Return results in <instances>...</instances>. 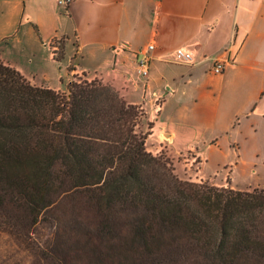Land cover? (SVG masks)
<instances>
[{
	"label": "trees",
	"instance_id": "16d2710c",
	"mask_svg": "<svg viewBox=\"0 0 264 264\" xmlns=\"http://www.w3.org/2000/svg\"><path fill=\"white\" fill-rule=\"evenodd\" d=\"M111 85L32 84L0 57V228L37 264H264V190L183 180Z\"/></svg>",
	"mask_w": 264,
	"mask_h": 264
},
{
	"label": "crops",
	"instance_id": "0c3cea01",
	"mask_svg": "<svg viewBox=\"0 0 264 264\" xmlns=\"http://www.w3.org/2000/svg\"><path fill=\"white\" fill-rule=\"evenodd\" d=\"M151 43L143 77L139 59ZM179 47L194 64L168 59ZM0 57L35 86L65 91L78 74L111 85L144 106L148 136L165 138L174 154L167 116L184 101L193 119L216 121L239 104L247 128L264 132V0H0ZM218 61L227 62L216 74Z\"/></svg>",
	"mask_w": 264,
	"mask_h": 264
},
{
	"label": "rangeland",
	"instance_id": "374dc122",
	"mask_svg": "<svg viewBox=\"0 0 264 264\" xmlns=\"http://www.w3.org/2000/svg\"><path fill=\"white\" fill-rule=\"evenodd\" d=\"M167 67L176 66L168 64ZM96 80L101 82L98 78L78 74L70 81ZM167 88L172 89L169 83L159 82L162 94L169 93ZM138 106L142 110L139 130L149 133L152 123L144 122L145 108L142 104ZM179 106L181 111L167 116L168 129H174L178 135L176 148H173L175 154L165 138L149 135L146 147L150 152L168 158L175 173L183 180L209 184L210 179L236 190H264V132L252 133L247 128L249 119L237 113L239 104L231 107L230 114L222 122L193 119L189 114L191 107L185 101ZM53 216L54 213L49 212L40 219L32 239L17 237L0 228V264H37L36 247H44L52 238Z\"/></svg>",
	"mask_w": 264,
	"mask_h": 264
},
{
	"label": "built area",
	"instance_id": "2783aa9c",
	"mask_svg": "<svg viewBox=\"0 0 264 264\" xmlns=\"http://www.w3.org/2000/svg\"><path fill=\"white\" fill-rule=\"evenodd\" d=\"M71 0H58V3L60 6L67 7ZM155 49V44L151 43L147 46V48L144 50V56L139 59V73L143 77H148L149 75V57L148 52ZM170 61L186 64V65H192L195 63V54L192 50L186 48V47H179L175 51H173L168 58ZM227 61H218L215 63L213 70L216 73H222L225 68V63Z\"/></svg>",
	"mask_w": 264,
	"mask_h": 264
}]
</instances>
